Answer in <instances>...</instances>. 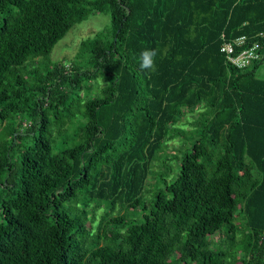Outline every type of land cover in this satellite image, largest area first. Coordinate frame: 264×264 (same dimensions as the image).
I'll return each instance as SVG.
<instances>
[{
  "label": "trees",
  "instance_id": "obj_1",
  "mask_svg": "<svg viewBox=\"0 0 264 264\" xmlns=\"http://www.w3.org/2000/svg\"><path fill=\"white\" fill-rule=\"evenodd\" d=\"M92 12L108 28L27 82L17 67ZM241 35L260 57L235 68L219 46ZM200 105L175 177L143 200L155 151ZM222 227L235 250L206 239ZM227 258L264 264V0H0V264Z\"/></svg>",
  "mask_w": 264,
  "mask_h": 264
},
{
  "label": "rangeland",
  "instance_id": "obj_2",
  "mask_svg": "<svg viewBox=\"0 0 264 264\" xmlns=\"http://www.w3.org/2000/svg\"><path fill=\"white\" fill-rule=\"evenodd\" d=\"M109 26V15L107 13H95L92 12L88 14V16L77 23H74L64 34L63 37L58 39L51 51L48 53L46 57H37L27 62L25 66L17 67V70H21V74L25 78L27 82H31V79L28 75V72L36 70L39 74L43 72L45 66H51L53 62L62 61L64 62V66L69 68L71 62L80 55L79 52V42L82 39H86L94 36L96 33L105 31ZM85 56H79L75 65L80 66V63L85 59ZM82 67V66H81ZM80 67V68H81ZM83 68V67H82ZM262 72V69L259 70ZM103 82L95 81L92 84L91 94L94 93L99 86L102 85ZM82 93H80V96ZM205 107L202 105L197 106L195 109L191 110V112H184L181 117L176 120V128H179L178 131H184L181 135L173 134L172 137H168L163 143H161L160 149L155 151L149 166H148V174L142 185L141 197L145 201H150L153 198L154 192L162 187V182L159 177L165 175L166 182H169L171 179L175 177L176 167L181 159L183 154V149L185 146L189 145L192 138V127H194V121L198 120L199 115H201L202 111ZM171 136V134H169ZM184 148H183V147ZM179 167V165H178ZM174 172V173H173ZM173 173V174H172ZM103 207L101 206L98 209L97 213H102ZM125 214L127 217L128 214H131L130 210L122 208L116 202L113 210L110 212V216H118L120 214ZM234 224L237 226V230L234 232L235 241L240 238V229L241 224L239 218L233 220ZM225 228L222 227L219 232L214 233L213 235H209L206 239L209 241L210 245H216L221 250L231 251L230 249L235 250V247H231L226 245V243L230 242L224 237ZM231 245V244H230ZM237 256V255H236ZM228 263L231 264V260L228 259Z\"/></svg>",
  "mask_w": 264,
  "mask_h": 264
},
{
  "label": "built area",
  "instance_id": "obj_3",
  "mask_svg": "<svg viewBox=\"0 0 264 264\" xmlns=\"http://www.w3.org/2000/svg\"><path fill=\"white\" fill-rule=\"evenodd\" d=\"M258 35L262 36V33ZM245 41L246 38L241 35L229 40L223 39L220 43L219 51L223 54L226 62L235 68H244L260 57L257 52L258 43L252 42L244 46Z\"/></svg>",
  "mask_w": 264,
  "mask_h": 264
},
{
  "label": "clouds",
  "instance_id": "obj_4",
  "mask_svg": "<svg viewBox=\"0 0 264 264\" xmlns=\"http://www.w3.org/2000/svg\"><path fill=\"white\" fill-rule=\"evenodd\" d=\"M157 55L155 49H144L140 53V67L142 70L155 71L154 58Z\"/></svg>",
  "mask_w": 264,
  "mask_h": 264
}]
</instances>
